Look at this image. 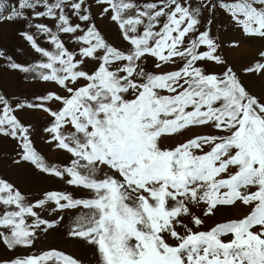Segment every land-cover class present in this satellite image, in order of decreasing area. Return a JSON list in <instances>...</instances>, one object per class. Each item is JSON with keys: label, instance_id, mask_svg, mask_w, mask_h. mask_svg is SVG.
I'll list each match as a JSON object with an SVG mask.
<instances>
[{"label": "snow or ice", "instance_id": "snow-or-ice-1", "mask_svg": "<svg viewBox=\"0 0 264 264\" xmlns=\"http://www.w3.org/2000/svg\"><path fill=\"white\" fill-rule=\"evenodd\" d=\"M217 8L264 39V0H0V21L23 24L18 35L41 57L24 66L0 49V60L59 89L32 101L0 93V137L17 142L13 163L73 189L33 201L0 177V246L20 253L0 264H84L57 249L21 252L68 211L77 215L66 235L90 246L95 264H264V94L219 54L211 19L203 23ZM242 72L264 79V61ZM25 110L50 118L46 143L67 165L37 151L17 115ZM226 206L245 214L206 224Z\"/></svg>", "mask_w": 264, "mask_h": 264}, {"label": "rangeland", "instance_id": "rangeland-1", "mask_svg": "<svg viewBox=\"0 0 264 264\" xmlns=\"http://www.w3.org/2000/svg\"><path fill=\"white\" fill-rule=\"evenodd\" d=\"M15 3V0H8ZM99 11V9H95ZM203 23L211 19V33L217 43L221 45L220 53L223 58L232 66L234 70L241 75L246 86L256 95L264 94V79L255 74L242 72V69L251 66L257 61H264L260 56L264 52V39L246 36L242 30L233 22L230 15L223 9L217 8L212 13L207 10L203 13ZM102 33L107 37L114 46L124 48L126 45L121 41L119 30L116 25L109 23L105 19L96 21ZM25 26L16 22L0 21V49L10 54L13 60L24 66H30L40 61L41 57L36 54L21 39L18 32ZM203 30V28H201ZM233 42L238 44L237 47H231ZM44 47H48L46 43ZM71 48L72 45L69 44ZM209 70L219 72L220 66L210 65ZM33 74H25L17 70H12L7 63L0 60V93L11 98L13 102L32 101L36 96L41 95L47 88L59 91L54 85L45 84L42 81L32 78ZM18 117L25 123L31 124L34 129L32 136L34 146L37 151L45 158L48 163H56L60 166L67 165L70 156L54 147L53 143H46L49 138L48 133L43 131L49 123L50 118L41 111L25 110L17 113ZM200 130L194 129L187 134L188 137L196 134ZM187 138V137H186ZM175 144L176 141H170ZM20 149L17 142L10 138L0 137V177L15 184L22 193L28 195L33 201L39 198L44 192L51 190L73 191L70 187L62 184L59 180L41 173L32 164L21 161L19 164L13 163L18 160ZM79 196L83 193L74 192ZM245 213L239 207H222L219 214L206 219V224L211 226L229 218H240ZM45 218L52 219L48 213L43 214ZM54 215H61L60 213ZM64 220L60 222L56 229L49 230L47 233L38 232L37 240L34 247L30 250H21L23 254L39 255L50 249H57L70 254L84 262V264H95L93 249L86 245L82 240L74 239L66 235L72 227L77 213L68 211L63 213ZM20 253L8 252L0 246V256L7 258Z\"/></svg>", "mask_w": 264, "mask_h": 264}]
</instances>
